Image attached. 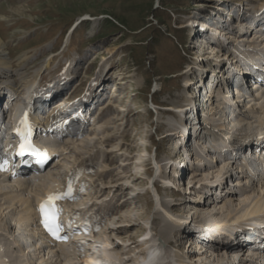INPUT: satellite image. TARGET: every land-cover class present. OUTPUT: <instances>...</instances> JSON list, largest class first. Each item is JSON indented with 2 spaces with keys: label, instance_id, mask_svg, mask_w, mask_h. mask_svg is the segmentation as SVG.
I'll return each instance as SVG.
<instances>
[{
  "label": "rangeland",
  "instance_id": "rangeland-1",
  "mask_svg": "<svg viewBox=\"0 0 264 264\" xmlns=\"http://www.w3.org/2000/svg\"><path fill=\"white\" fill-rule=\"evenodd\" d=\"M263 5L264 0H0V38L4 43L0 55L12 64L6 75L0 76V95L2 99L6 92L16 95L4 114L5 123L31 85L35 91L51 84L60 86L67 82L64 77H71L67 92H72L73 101L96 94L85 104L94 106L91 126L76 125L85 130L78 136H66L61 141L62 154L43 172L56 174L60 181L77 173L78 183L73 187L82 185V190L65 206V212L73 214L81 209L78 222L99 219L85 231L80 230L78 252L87 250L89 257L100 252L105 262L118 264L121 259L126 264L125 259L133 261L141 250L158 247L163 264H227V256L222 261L212 260L217 244L207 246L202 241L204 236L198 234L200 229L191 226L190 220L196 216L210 223V218H248L252 199L264 198V178L248 176L239 161L230 163L232 153L225 159L209 149L210 142L218 140L229 127L238 131H229L234 145L247 138L243 136L248 130L254 134L264 129V96L252 93L258 99H246L248 102L236 97L240 99L238 107L207 115L206 106L211 101L210 106H216L218 92L209 97L208 89L216 82L229 86L223 75L231 58L228 52L235 45L247 55L264 47V42L255 41L253 33L249 34L247 22H239ZM227 11L231 30L238 26V32L246 33L237 36L230 30L226 39L218 34L221 49L212 44L214 36L206 41L203 34L209 29L210 35L217 33L211 31L213 22L226 20ZM201 36L207 43L204 46ZM211 47L215 51L211 52ZM101 88L104 98L99 97ZM111 95L114 97L109 99ZM185 106L189 108L184 120L194 112L192 126L199 123L198 139L188 121L183 131L178 127L180 109ZM169 133L174 134L172 138ZM129 156L133 157L131 165L124 166ZM117 172L121 178L110 176ZM117 186L123 190L116 191ZM35 187L31 189L35 191ZM10 188L12 183L0 181V195ZM1 198L5 200L0 196V239L6 240L1 248L12 260L83 264L74 244L64 246L65 254L57 258L54 248L37 239L28 223L19 221V215L26 213L24 206L9 213L10 206L2 204ZM113 202L118 211L105 214ZM158 216L168 223L174 239L179 237V228L202 237L196 240L181 234L180 246L167 243L156 230ZM9 231L24 244V256L18 252L17 243L7 239ZM244 232L232 264H245L240 259L250 264L248 252L258 254L254 264H262L264 255L248 248L245 240L252 235ZM204 233L211 242L224 236L219 232V237L213 238ZM194 242L198 247H193ZM206 248V252L201 251ZM108 252L113 253V260L105 257Z\"/></svg>",
  "mask_w": 264,
  "mask_h": 264
},
{
  "label": "bare ground",
  "instance_id": "bare-ground-1",
  "mask_svg": "<svg viewBox=\"0 0 264 264\" xmlns=\"http://www.w3.org/2000/svg\"><path fill=\"white\" fill-rule=\"evenodd\" d=\"M222 11V10H221ZM215 13L216 14H214L215 16H217V15H219L218 14V11H215ZM220 13V12H219ZM222 13V12H221ZM228 11H227V13H226V15H228ZM81 22L79 21V22H77V24L79 25ZM218 24H220V22L218 21L217 22ZM242 22H240V24H241ZM239 25V24H238ZM201 27H203L204 28V25H202ZM254 29H255V26H254ZM211 31H216V32H218V30L216 29H211ZM246 33V32H245ZM221 35H225L224 34V32L222 31L221 33H220ZM228 34V33H227ZM249 34H250V32H249ZM204 35V37H206V39L209 41L211 38H212V36L210 35V29H209V32H208V30H206L205 31V33L203 34ZM243 35V34H242ZM237 36H240V34H238ZM262 35L261 34H258L257 32H255V34H254V36H253V39L256 41V39H259V43H262V42H264V40L262 39V37H261ZM214 38V37H213ZM200 39H201V42H203L202 44H203V46H204V44H207V43H204V41H203V37L201 36L200 37ZM214 39H216V40H214L213 41V45H217V46H222L221 47V49H224V47H223V44L221 43V41L220 40H218V38H214ZM205 40V39H204ZM261 41V42H260ZM3 45H4V43L1 41V38H0V52H1V49H2V47H3ZM224 46H226V44L224 45ZM235 48H236V46H235ZM211 49V52L212 51H215V50H213L214 48H210ZM210 52V53H211ZM217 54V53H216ZM222 60L223 59H221V60H219V63H221L222 62ZM237 60L238 59H235V58H230V59H228L227 61H229V62H234L235 63V65H233L234 67H237ZM12 66V64H11V61L9 60V58L8 57H5L4 55H0V76H2L3 77V75H6V72H7V70L10 68ZM237 73H235L234 72V74L231 76V78H234V77H236L237 75H236ZM222 75H223V73H222ZM223 77L224 78H226L227 76H226V73H225V75H223ZM222 79V78H221ZM216 82V81H215ZM215 87H217V86H219V85H221V83H219V82H216L215 83ZM113 86L114 85H112L111 87H112V89H111V92L113 93V94H115V89L113 88ZM213 86V85H212ZM212 86H211V88H212ZM186 87H187V85H186ZM253 87H256V86H253ZM113 90V91H112ZM209 90V89H208ZM207 92V91H206ZM213 93H214V91H212V90H210V92H209V97H211V95H213ZM241 95V94H240ZM29 96V94L27 95V97ZM253 96V95H252ZM251 96V97H252ZM257 96V95H256ZM262 96V95H261ZM260 96V97H261ZM114 96H109V99H112ZM250 96H247L246 98H245V100H244V98L242 99V101L241 102H244V101H246V99H248V101H255L256 99H258V97L256 98V99H254V97H252L251 99L249 98ZM57 98V97H56ZM54 99V100H57V106L58 105H60V103H61V100L60 99ZM195 98V97H194ZM234 98V97H233ZM210 99L211 98H208V101H210ZM54 100H53V102L52 103H54ZM212 100V99H211ZM248 101H246V102H248ZM240 102V99H238V100H236L235 101V104H237V103H239ZM51 103V104H52ZM151 104H152V102H150ZM211 104H212V101L210 102ZM210 103H209V105L208 106H206V109H207V111H205L206 113H207V115L208 114H210V113H212V112H215V111H218L219 113H223L224 111H223V108L221 107H219V109H218V106H210ZM220 104H222V103H220ZM56 106V107H57ZM236 107H238L237 105H236ZM21 108H27V107H21V105H17V108H15V111L14 112H16L17 110H20ZM169 108V107H168ZM189 107L188 106H185V107H182L181 109H180V113L179 114H181L182 115V118H181V120H179L180 121V124H179V126L178 127H180L181 128V131H183L184 129V127L186 128L187 127V121L191 124V126H189L190 128L191 127H193V129H194V132L195 133H197V134H199L200 135V132H198V126H199V123H198V125H194L193 124V126H192V123H193V120H192V118H193V116H194V113H192V115H189L188 116V118L189 119H185L184 120V118L186 117V110L188 109ZM214 108H216V109H214ZM253 110V109H252ZM169 111H172V110H169ZM6 112V109L4 110V113ZM182 112V113H181ZM91 113V115H92V111L90 112ZM226 113V112H225ZM205 118H207V117H205ZM32 120V122L33 123H36L35 121V119H33V118H31ZM182 120H184V123L182 122ZM230 120V119H229ZM183 123V124H182ZM205 124V123H204ZM229 125V124H228ZM246 125V124H245ZM245 125H243V126H245ZM228 127V126H227ZM248 128H250V127H248ZM228 129H231V130H228ZM227 129V131L228 132H224V134H226L225 136H227L228 138H232V135L231 136H229V131H232L233 130V133H237L238 131L237 130H235L233 127H229ZM180 131V132H181ZM237 131V132H236ZM228 133V134H227ZM253 133H251V131H247V132H245V136H243V137H247V138H244V139H247V142H249L251 139H250V137L249 136H254V134L252 135ZM79 135V132H76V133H74L73 134V136H78ZM173 135L174 134H172V133H169V135H168V137L169 138H172L173 137ZM197 136V139H198V137H200V136ZM234 140H235V138H234ZM70 143V142H69ZM211 146H212V144L210 143L209 144V149L211 148ZM70 148V147H69ZM208 150V149H207ZM210 152V150H208L207 151V153H209ZM212 152H215L214 154H221V153H217V151H215V150H213V151H211L210 153H212ZM179 153V151L177 150V151H175V155H177ZM229 154L230 152H228V150L226 151V152H222V156H224V158H225V155L226 154ZM173 154V155H174ZM205 155L206 154H204V157H205ZM201 158V156H197V158ZM203 157V156H202ZM133 159V157H131V156H129L128 158H127V160H129V161H125V163H124V166H126V165H131V160ZM225 159H227V158H225ZM198 160V159H197ZM220 161V160H219ZM229 161H230V163H233V161L231 160V158H229ZM198 162H199V160H198ZM200 163V162H199ZM208 163V162H207ZM209 164V163H208ZM55 167V166H54ZM115 176V178L114 179H117L118 177H122V175H120L119 176V174H118V172L117 173H112V174H110V176ZM194 175H197V174H194ZM123 176H126V175H123ZM1 178V177H0ZM138 179V178H137ZM137 179H135V180H137ZM0 181H3L2 179H0ZM7 181V180H6ZM7 183H12V186H13V189L12 188H10V190L9 191H6V192H4V193H2L0 196H4V198H5V200H2V198H1V201H3V203L2 204H4V205H7V207H9L10 206V210H9V213H11V210H16L15 212H17L18 210H20V208L21 207H23L24 206V208H29V209H27L29 212H26V213H24V214H20L19 215V221H23V224L25 225V223H28V220H30V221H32L33 222V211H32V208H31V206H32V203H33V200H39L43 195H45V194H48V193H50V192H52L53 190H59V188H61L62 186H61V184H60V180H59V178H58V176L56 175V174H42V173H39L38 175H34V176H31V177H22V178H19L18 180H14V181H12V182H8L7 181ZM122 184H124V183H121V185ZM33 185H35L36 187L35 188H37L35 191H33L32 189H31V187L33 186ZM125 185V184H124ZM116 191H122L123 189H122V187H118L117 186V188L115 189ZM31 191H33L34 193H31ZM102 191V189H100V190H97V192L99 193V192H101ZM197 191H199V190H197ZM2 192V189H0V193ZM22 193V194H21ZM17 194V195H16ZM25 194H33L32 196H28V197H26L25 196ZM77 195H78V191H77V193H76ZM218 194H219V192H218ZM229 194L230 193H228V196H229ZM220 195V197L222 196V194H219ZM257 195V194H256ZM230 197V196H229ZM229 200H231V199H229ZM185 201H186V199H183V202L182 203H185ZM252 201L253 202H251V205L249 206V208H248V210H247V213L246 214H248V215H250V216H257V215H262L263 217H264V198L263 197H258V196H256L255 198H253L252 199ZM182 203H180V204H182ZM111 205L108 207V209H107V211H106V213L105 214H108L109 212L110 213H116L117 211H118V208L116 207H113L114 206V202L113 203H110ZM1 205V204H0ZM162 205H164V206H168L166 203H163ZM8 209V208H7ZM6 209V210H7ZM74 209V208H73ZM97 209H100V208H97ZM200 209V207H198L197 209H196V211H194V214H197V212H198V210ZM261 209H263V210H261ZM81 209H77V210H75L74 211V215H76V216H78L79 214H81L83 211H80ZM86 210H89V209H87L86 208ZM179 212H182V209L179 211ZM8 213V212H7ZM77 213V214H76ZM79 213V214H78ZM246 214H245V216H246ZM250 216H248V217H250ZM197 218H199V219H197ZM244 215L243 216H241V217H239L238 216V218H236L235 220H232V218L231 219H228V218H220L221 220H213V219H211L210 218V221L212 222V223H210L209 222V220H207V219H202V218H200V217H195V218H192L191 220H190V225L191 226H193V227H195V226H197V228H199L200 229V232L198 233V234H201L202 236H204V240H202V241H206L207 242V246L209 245H211V244H217L216 246H213L214 248H215V252H211V253H213L212 254V260H214V261H222V259H226V256H227V264H232V262L235 260V259H233V254L235 253V252H237V251H235V249H237V247L239 246V244H243V242L240 240V237L241 238H243L245 235H246V233L245 232H238L236 229V227H242V225H240V226H238L237 224H241L242 222L241 221H243L244 220ZM119 220H123V216L122 215H119V218H118ZM157 220H156V230H157V232L159 233V234H161L162 236H163V238H164V240H165V242H167V243H176L177 244V246H180L181 244H180V238H181V234H183V235H185V236H187V237H192V239L194 238V239H196V240H198L197 238H201V237H197L196 236V234L194 235V236H192V234L191 233H194L193 231H190V233L188 232V231H184L183 229H178L180 232L178 233V238H176V239H174V236H173V231H172V229L170 228V226L168 225V223L167 222H165L164 220H162L161 219V217H157L156 218ZM239 219V220H238ZM98 220L99 219H94L93 221H91L92 223H95L96 221L98 222ZM96 224V223H95ZM243 224V223H242ZM236 225V226H235ZM248 225V224H247ZM213 227H216V228H214V229H212ZM218 227H220V228H222L220 231L224 234V236H223V238H221V241H216V242H211V240H209L208 238H207V236H206V234L204 233V232H206V233H208V234H212V236H213V238H216V237H219L218 235V233H217V235H213V234H216V230L218 229ZM9 229H11L12 230V226H9ZM211 229V230H210ZM116 230H120V228H117ZM76 232H78V231H76ZM9 233H10V231H9ZM146 233V232H145ZM11 234V233H10ZM12 235V234H11ZM14 236V235H13ZM82 235H76V240H80V237H81ZM197 237V238H196ZM206 238V239H205ZM13 240H14V242H16L17 243V247L19 248L18 249V252L19 253H21V256H24V254H25V252H26V249H25V246H24V244H22V242H21V244H19L20 243V240L18 239V237L17 236H15V237H13ZM218 242H219V244H218ZM6 243V242H5ZM232 243H234V244H232ZM196 243L194 242V244H193V247L195 246V247H198V245L196 246L195 245ZM3 245H4V242H3ZM6 245V244H5ZM77 246V245H76ZM1 247H3V246H0V250H1V253H0V264H26V263H23L22 261L23 260H21V259H19V258H17L16 260H12L11 259V257L10 256H8V255H5L6 254V252H4V251H6L4 248H1ZM5 247V246H4ZM52 248H54L52 251H54L55 252V256H57V258L59 257L60 258V256L61 255H64L65 253H64V251H63V248H64V245H56V246H54V247H52ZM212 248V247H211ZM77 249L79 250V247H77ZM88 249V248H87ZM90 249V248H89ZM12 250V249H11ZM57 252H56V251ZM192 250V249H191ZM200 250V249H199ZM208 249L206 248V250H204V249H201V251H204V252H206ZM212 250V249H211ZM210 250V251H211ZM248 250V249H247ZM148 251H150V253H147V254H145V251L144 250H141L140 252H139V256H136L137 258H139V260H137V258L135 257L134 258V260L132 261H128L127 259H125V263L126 264H163L162 262L163 261H161V257L159 256L161 253H159V250H158V247H153V248H151V247H149L148 248ZM226 251H228L229 253L227 254V253H225ZM80 252V251H79ZM79 252L77 253L78 254V256L79 257H81V260H82V262H83V264H112V263H110V262H105L106 260H104L103 259V257H102V254L100 253V252H97V253H95L94 254V257H89L88 256V254H86V252H87V250L85 251V252H83L82 254H86V255H82V254H79ZM242 252V251H241ZM9 254V253H8ZM27 254V253H26ZM91 254H92V251H91V253L89 254L90 256H91ZM248 255L250 254L251 255V260H250V264H254V262H253V260L254 259H256L257 258V256H258V254H256V253H247ZM82 255V256H81ZM105 255V257L108 259V260H113L114 258V255H113V253H110V252H108V253H105L104 254ZM138 255V254H137ZM235 255V254H234ZM97 259H98V261H97ZM198 259V258H197ZM249 260V259H248ZM118 262V261H117ZM117 262H115L116 264H117ZM239 262H243V263H245V264H248V263H246V261H242V259H240V261ZM44 264V262L42 261V260H40L37 264ZM119 263L120 264H122V262H121V259L119 260ZM118 263V264H119ZM201 264H202V262H200Z\"/></svg>",
  "mask_w": 264,
  "mask_h": 264
},
{
  "label": "snow or ice",
  "instance_id": "snow-or-ice-1",
  "mask_svg": "<svg viewBox=\"0 0 264 264\" xmlns=\"http://www.w3.org/2000/svg\"><path fill=\"white\" fill-rule=\"evenodd\" d=\"M21 124L24 126L25 132H27V119L26 115L25 118L21 120ZM33 150L32 145L27 140V136H25V144L21 145V150ZM71 194V185L68 186V190L64 194H50L47 199L41 204L40 206V212L43 217V224L46 230L52 234L54 237L59 236V232L61 231V225L58 222V215H59V209L55 203V201L60 200L63 198L64 195H70Z\"/></svg>",
  "mask_w": 264,
  "mask_h": 264
}]
</instances>
